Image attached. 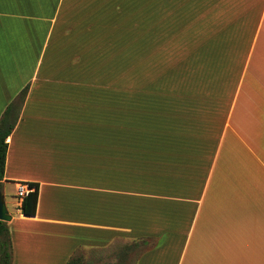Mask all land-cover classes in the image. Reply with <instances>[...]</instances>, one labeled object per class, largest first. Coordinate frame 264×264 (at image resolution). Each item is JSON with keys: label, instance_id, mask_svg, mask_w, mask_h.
Returning a JSON list of instances; mask_svg holds the SVG:
<instances>
[{"label": "crops", "instance_id": "crops-1", "mask_svg": "<svg viewBox=\"0 0 264 264\" xmlns=\"http://www.w3.org/2000/svg\"><path fill=\"white\" fill-rule=\"evenodd\" d=\"M136 7L144 51L185 46L125 97L118 31L106 47L98 31ZM26 85L1 187L11 264L109 248L118 264H264V0H0V116Z\"/></svg>", "mask_w": 264, "mask_h": 264}, {"label": "rangeland", "instance_id": "rangeland-1", "mask_svg": "<svg viewBox=\"0 0 264 264\" xmlns=\"http://www.w3.org/2000/svg\"><path fill=\"white\" fill-rule=\"evenodd\" d=\"M139 10V7H136L126 12L125 9L121 8L120 23L103 24L102 34L98 31V35L105 37H103V46L105 47L109 44L106 38L111 37L115 31H118L120 70L114 74L113 80L119 83L120 95L125 97L149 94L151 91L146 93V90L149 89L146 88V85L149 86L146 83L147 80L153 79L161 67L174 62L177 49H183L185 46L182 40H169L165 36L160 38V35H158L156 38L151 39L149 48L143 51L144 25L142 22H138L137 17L131 16V12L136 15ZM154 26L158 31L159 25L155 24ZM137 49H140L139 53L131 59ZM83 75H85V72H83ZM105 79L111 80L112 77L107 78L105 76ZM88 259H90L89 264H118V250L109 248L93 253Z\"/></svg>", "mask_w": 264, "mask_h": 264}, {"label": "trees", "instance_id": "trees-1", "mask_svg": "<svg viewBox=\"0 0 264 264\" xmlns=\"http://www.w3.org/2000/svg\"><path fill=\"white\" fill-rule=\"evenodd\" d=\"M142 49L144 51V38L142 36ZM140 49L135 50V54L139 53ZM109 62L104 65H110ZM119 66H120V51H119ZM107 68V66H106ZM110 71L105 70L103 78L111 76ZM28 86L26 85L17 95V97L11 101L3 110L0 116V189L2 187V180L4 178L5 159L7 153V138L13 130L22 107V103L26 94ZM123 138V136H121ZM29 187L33 188L26 195L22 196L20 209L21 212L27 216L35 214L37 203V183L29 182ZM0 264H11V238L9 233V227L6 221L0 220ZM67 264H80L77 259L69 261Z\"/></svg>", "mask_w": 264, "mask_h": 264}, {"label": "water", "instance_id": "water-1", "mask_svg": "<svg viewBox=\"0 0 264 264\" xmlns=\"http://www.w3.org/2000/svg\"><path fill=\"white\" fill-rule=\"evenodd\" d=\"M11 219V215L8 213L4 194L2 189H0V220L2 221H9Z\"/></svg>", "mask_w": 264, "mask_h": 264}, {"label": "built area", "instance_id": "built-area-1", "mask_svg": "<svg viewBox=\"0 0 264 264\" xmlns=\"http://www.w3.org/2000/svg\"><path fill=\"white\" fill-rule=\"evenodd\" d=\"M31 190H32V188L29 187L28 184H18L17 185V195L19 197L26 195Z\"/></svg>", "mask_w": 264, "mask_h": 264}]
</instances>
